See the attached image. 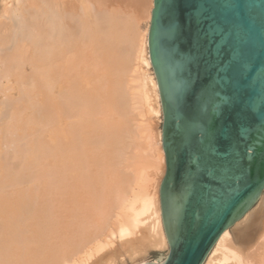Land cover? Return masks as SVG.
Instances as JSON below:
<instances>
[{
	"label": "bare ground",
	"instance_id": "1",
	"mask_svg": "<svg viewBox=\"0 0 264 264\" xmlns=\"http://www.w3.org/2000/svg\"><path fill=\"white\" fill-rule=\"evenodd\" d=\"M1 4L14 24L0 32L10 48L0 56V95L11 101L13 85L24 88L8 121L0 102V155L5 134L27 142L18 152L22 177L0 162V185L16 186L0 189V264H145L151 251H169L161 183L150 171L166 172L162 130L136 122L145 111L163 113L150 23L144 34L137 18L152 19L154 0ZM27 66L35 70L29 85ZM204 264H264V197Z\"/></svg>",
	"mask_w": 264,
	"mask_h": 264
},
{
	"label": "water",
	"instance_id": "2",
	"mask_svg": "<svg viewBox=\"0 0 264 264\" xmlns=\"http://www.w3.org/2000/svg\"><path fill=\"white\" fill-rule=\"evenodd\" d=\"M149 49L164 116L160 264H204L264 193V0H154Z\"/></svg>",
	"mask_w": 264,
	"mask_h": 264
},
{
	"label": "rangeland",
	"instance_id": "3",
	"mask_svg": "<svg viewBox=\"0 0 264 264\" xmlns=\"http://www.w3.org/2000/svg\"><path fill=\"white\" fill-rule=\"evenodd\" d=\"M43 1V0H42ZM116 6V5H115ZM153 8H154V5H153ZM116 9H118V10H120V11H123V14L124 15H131V16H134V8H129L127 5H124L123 3H118V5L116 6ZM153 11V10H152ZM2 12H3V6H2V4L0 5V26L2 27V29H0V32H2V31H4L5 30V28L6 27H8V26H11L12 24H14V23H10V21L9 20H7L5 17H3L2 16ZM97 14H99L98 13V11L96 12ZM133 14V15H132ZM137 18H138V20H139V25H140V28H141V30L143 31V33L145 34V31H146V26H147V24H149L150 23V26H151V20L149 21V20H147V19H145V17H142L141 16V18H140V16H139V13H137ZM149 22V23H148ZM15 24L17 25V22L15 21ZM15 25V26H16ZM13 26V25H12ZM13 28H15V27H13ZM150 31V30H149ZM15 32V31H14ZM13 32V33H14ZM17 33V32H16ZM16 33L14 34V35H16ZM142 33V34H143ZM9 47H6V48H4V44L2 43V41H1V39H0V49H1V52H0V56L1 57H3L4 56V52H5V50H9L8 49ZM4 51H3V50ZM153 68V67H152ZM32 69V70H31ZM135 69V68H134ZM26 72V73H25ZM32 72V73H31ZM34 72H35V70H34V68L33 67H31V66H27L25 69H24V71L23 72H21V73H23L24 75H25V77L23 78V80H25V85H29L28 84V82H30L31 81V77L33 76V74H34ZM37 72V71H36ZM150 72H151V74L154 72V70L152 71L151 69H150ZM155 74V73H154ZM27 75H29V76H27ZM31 76V77H30ZM14 81H15V79L14 78H12ZM17 80V79H16ZM30 80V81H29ZM1 81V80H0ZM22 83V82H21ZM13 87H14V91L15 92H13V91H11L9 94H11V95H13V96H11V101L10 100H8V98H6V97H4V99H3V95H0V102H5L6 104H7V109H5V113H4V116H3V120H5V121H8L9 119H10V117H12L13 115H14V113H15V111H18V109L20 108V106H18V105H15V106H13V103L16 101V100H18L19 99V97H20V93L22 92V89L24 88V84L23 85H21V84H16L15 83V85H13ZM21 87V88H20ZM18 89V90H17ZM18 96V97H17ZM16 97V98H15ZM2 98V99H1ZM16 99V100H15ZM14 101V102H13ZM10 102V103H9ZM20 102V101H19ZM162 103V102H161ZM10 106V107H9ZM161 107H162V104H161ZM29 111V114L30 115H32V113L34 114V110L33 109H29L28 110ZM162 111H163V107H162ZM156 117V118H155ZM157 118H159V120H157ZM140 119V117L136 120V122L138 121V122H140V123H144V122H146L145 123V125H153L155 128L157 127L159 130L161 129L162 130V126H163V123H164V116H163V113H161L159 116H154L153 115V113H151V112H147V111H145V115H144V118L142 119V120H139ZM155 124H156V126H155ZM138 125V124H137ZM157 129V130H158ZM151 132V131H150ZM2 134V133H1ZM145 135V134H144ZM146 135H147V133H146ZM10 136H12V137H9V135H4V137H5V142L3 141V144H2V154L0 155V162H2V164L4 163V165H5V169L7 170V174H8V176L10 177H22L23 175V173H26V171L25 170H23V165H22V163H21V161H20V159H19V157H18V152H20V151H22V150H24V147H25V145H26V143L24 144L23 142L25 141V142H27V140L24 138H19V137H17V136H19V135H16V134H13V135H10ZM15 136V137H14ZM8 137V138H7ZM17 140H16V139ZM9 139V140H8ZM13 139V140H12ZM20 139V141H18ZM21 139H23V140H21ZM12 140V141H11ZM15 141V142H14ZM18 142V143H17ZM142 142L144 143L145 141H144V139L142 138ZM11 143V144H10ZM20 143V144H19ZM23 143V144H22ZM142 143V144H143ZM5 144V145H4ZM99 145V144H98ZM97 145V146H98ZM97 146H96V148H97ZM99 147H100V145H99ZM98 147V148H99ZM97 148V149H98ZM101 148V147H100ZM16 150V151H15ZM17 152V153H16ZM14 154H15V159L13 158L14 157ZM165 155V154H164ZM17 156V157H16ZM17 158V159H16ZM2 159H4V160H2ZM19 159V161H16V160H18ZM18 162H20V163H18ZM6 163H8V164H6ZM18 165H17V164ZM154 163V162H153ZM19 164H21V165H19ZM155 164V163H154ZM163 166H164V168H165V171H166V163H165V160L163 161ZM8 168V169H7ZM5 170V171H6ZM153 170H155V171H153ZM21 171H22V173H21ZM151 173L153 174V176L155 175L156 176V178L155 179H157V176L159 177L158 179H157V181L159 182L160 181V183H162V180H163V178H164V175L165 174H162V172H156V169L155 168H151ZM20 172V173H19ZM15 173V174H14ZM16 173L18 174H20V175H16ZM157 173H158V175H157ZM16 175V176H15ZM154 176V177H155ZM25 183V182H24ZM24 183H22L21 184V182L20 183H18L19 184V186L20 187H24L26 190H28V189H30L31 187H32V185L31 184H24ZM3 185V186H2ZM2 185H0V189L2 188V191L4 192L5 191V193H7V192H12L14 189L13 188H15V187H9V189H8V187L7 186H5L4 184H2ZM21 185H23V186H21ZM2 186V187H1ZM18 186V185H17ZM31 186V187H30ZM161 186V185H160ZM3 188H5V190L3 189ZM7 190V191H6ZM151 190H153V187H151ZM150 190V191H151ZM159 197H160V189H159ZM262 197H264V193L262 194V196L260 197V199L258 200V202L256 203V205L254 206V208H256L257 206H258V204L261 202V199H262ZM28 209V208H27ZM25 211V210H24ZM29 212H31L29 209H28V213ZM25 213H27L26 211H25ZM25 215V214H24ZM22 220V219H21ZM20 219H19V221H21ZM19 223V222H18ZM21 223V222H20ZM1 233V232H0ZM53 233V232H52ZM50 235H51V233H49ZM52 235H54V234H52ZM168 252L169 251H166V252H161V251H151V253L149 254V255H147L148 257H147V261L145 260L144 262H146V263H148V262H154V263H156L157 261H158V259H160V258H165V256H167V254H168ZM136 264V263H132V262H128L127 264ZM138 264V263H137Z\"/></svg>",
	"mask_w": 264,
	"mask_h": 264
}]
</instances>
